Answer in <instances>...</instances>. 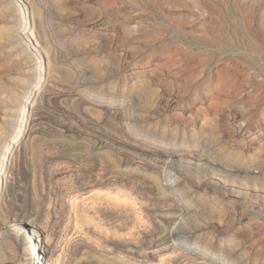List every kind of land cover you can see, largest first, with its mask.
Instances as JSON below:
<instances>
[{
    "label": "rangeland",
    "instance_id": "rangeland-1",
    "mask_svg": "<svg viewBox=\"0 0 264 264\" xmlns=\"http://www.w3.org/2000/svg\"><path fill=\"white\" fill-rule=\"evenodd\" d=\"M0 172V264H264V0H0Z\"/></svg>",
    "mask_w": 264,
    "mask_h": 264
},
{
    "label": "bare ground",
    "instance_id": "bare-ground-1",
    "mask_svg": "<svg viewBox=\"0 0 264 264\" xmlns=\"http://www.w3.org/2000/svg\"><path fill=\"white\" fill-rule=\"evenodd\" d=\"M207 8V7H206ZM192 67V66H191ZM27 103V101L25 102V104ZM13 143V141H12ZM10 148V149H9ZM11 149L12 147H9L8 146V149L5 150L4 154H3V157H2V164L3 162L5 161V164L8 162V158H9V154L11 153ZM200 157V156H199ZM170 159V158H169ZM172 159V157H171ZM177 160V159H176ZM163 171V170H161ZM160 171V172H161ZM172 173V171L170 170V174ZM2 172H0V178L2 176ZM175 178V177H174ZM173 179V178H172ZM171 178L169 179L171 182L172 180ZM165 182V181H164ZM179 188V187H178ZM116 192V190H115ZM114 192V194H115ZM121 192V190H120ZM118 193V192H117ZM125 195V194H124ZM123 195V197H125ZM116 197V196H115ZM119 197V196H118ZM116 197V198H118ZM122 197V196H121ZM120 197V198H121ZM115 198V199H116ZM122 200V199H121ZM126 200H129V199H126ZM123 201V200H122ZM124 202V201H123ZM2 220V219H1ZM19 220V219H18ZM14 221V219H13ZM42 224V223H41ZM41 224L38 222V221H32L30 222V230H28V234H35V240H34V246H35V251H36V255H42L43 257H45V260H46V264H58L59 263V260L58 258L57 259H53L52 258V254H51V249L50 248V239H49V236L44 233L43 234V225L41 226ZM7 227V223L5 221L3 222H0V228L4 229ZM17 231L14 229V232ZM5 237V236H4ZM3 239V234H2V231L0 229V240ZM11 239V238H10ZM3 241V240H2ZM6 242V241H5ZM52 242V241H51ZM33 248V247H32ZM54 255V254H53ZM60 258V257H59ZM211 259V258H210ZM214 259V258H213ZM213 261V260H212ZM216 261V260H215ZM213 263V262H212ZM222 264V263H220Z\"/></svg>",
    "mask_w": 264,
    "mask_h": 264
}]
</instances>
